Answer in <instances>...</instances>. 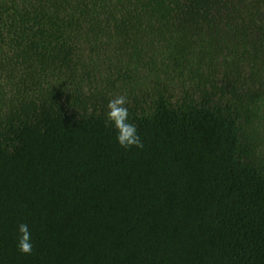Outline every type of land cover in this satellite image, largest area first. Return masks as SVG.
<instances>
[{"label":"trees","instance_id":"obj_1","mask_svg":"<svg viewBox=\"0 0 264 264\" xmlns=\"http://www.w3.org/2000/svg\"><path fill=\"white\" fill-rule=\"evenodd\" d=\"M0 264H264V0H0Z\"/></svg>","mask_w":264,"mask_h":264},{"label":"clouds","instance_id":"obj_2","mask_svg":"<svg viewBox=\"0 0 264 264\" xmlns=\"http://www.w3.org/2000/svg\"><path fill=\"white\" fill-rule=\"evenodd\" d=\"M127 103L123 95L115 96L106 104L105 119L110 123L115 136V142L124 149L141 147L140 137L135 124L129 122ZM16 248L21 254H30L32 251L31 234L24 223L17 225Z\"/></svg>","mask_w":264,"mask_h":264}]
</instances>
